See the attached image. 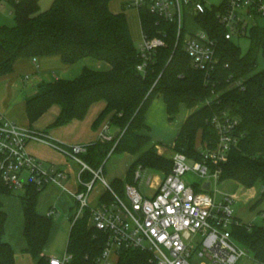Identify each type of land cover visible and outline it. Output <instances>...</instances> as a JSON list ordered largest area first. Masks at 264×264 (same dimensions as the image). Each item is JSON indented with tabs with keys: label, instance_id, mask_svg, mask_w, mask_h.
I'll return each instance as SVG.
<instances>
[{
	"label": "trees",
	"instance_id": "1",
	"mask_svg": "<svg viewBox=\"0 0 264 264\" xmlns=\"http://www.w3.org/2000/svg\"><path fill=\"white\" fill-rule=\"evenodd\" d=\"M10 1L16 24L0 26V76L13 71L17 59L25 56L59 54L67 63L90 56L111 64L106 71L85 67L74 79L57 78L41 83L38 91L27 99V114L33 123L58 103L62 107L54 122L58 126L83 118L93 102L105 99L106 107L94 125L111 114L110 124L119 134L112 141L88 145L81 158L93 169H104L112 149V153L127 151L135 155L127 170L128 181L115 178L111 183L118 193H124L126 183L133 184L140 166L155 168L164 174L172 169V157L158 152L160 143L151 138L145 122L153 98L162 94L171 119L181 104L192 109L174 149L193 159L202 157V145H215L217 136L212 123L215 114L227 111L238 117L239 144L230 150L228 160L222 164L221 180H234L246 188L260 186L259 197L252 207L264 201V191H261L264 186V68L257 70L264 25L250 28L248 35L253 45L243 52L233 39L224 37L225 28L216 19V8L198 14L196 20L215 40L220 57L216 70L207 80L203 71L192 66L184 47V35L178 40V26L146 8L139 9L143 34L163 37L165 43L155 48L145 71H141L138 65L142 55L133 39L125 8L113 11L111 0H53L47 10H41V0ZM81 176L89 181L93 172L86 169ZM43 188L28 184L22 196L25 251L33 255L36 264H50L44 251L53 217L37 211ZM13 193L0 180V194ZM111 198L112 194L105 191L100 201ZM90 216L87 209L73 221L67 243V251L73 254L71 264L92 263L106 244V234L94 227ZM7 219L8 213L0 200V264H16L13 246L4 239ZM231 232L256 260L264 263V224L236 223ZM149 256L145 251L126 250L121 253L118 264H148Z\"/></svg>",
	"mask_w": 264,
	"mask_h": 264
},
{
	"label": "built area",
	"instance_id": "2",
	"mask_svg": "<svg viewBox=\"0 0 264 264\" xmlns=\"http://www.w3.org/2000/svg\"><path fill=\"white\" fill-rule=\"evenodd\" d=\"M128 4L146 8L175 23L178 40L184 35V47L192 66L203 71L207 80L220 62L216 42L202 27L201 31L185 36L186 8L189 7L195 17L216 8V19L224 26L226 39H233L234 32L247 35L250 28L261 25L258 20L264 18V0H224L219 6H208L206 0H131ZM247 19H251L252 24ZM143 36L139 47L143 59L138 65L141 71H145L155 48L165 43L160 36ZM260 53L264 56V40L260 42ZM212 123L217 136L215 145H202L200 159L175 151L171 171L162 177L151 196L144 195L136 185L127 184L125 198L108 182L102 167L93 169L81 158L88 150L87 145L52 141L43 133L23 128L15 120L0 114V180L14 192L25 189L28 184L39 189L53 182L64 186L62 181L68 177V172L56 165H45L43 160L30 153L27 149L30 140L46 141L60 149L82 165L81 173L91 170V180L80 177L81 188L75 193L80 207L73 220L89 209L90 222L106 234L104 249L90 264H118L121 253L126 250L148 252V264H193L191 258L195 253L201 258L200 264H237L244 257L252 259L254 264H264L233 237L232 225L241 223L233 210L239 197L220 187L222 164L228 160L230 150L239 144L237 127L240 121L237 116L224 111L215 114ZM115 136L110 123H106L101 140L112 141ZM190 171L202 181L185 179ZM25 172L28 173L26 179ZM140 176V170H136L135 177ZM98 181L112 198L92 205L89 197ZM207 182L209 188H206ZM148 183L154 186L151 176ZM218 194L222 197L218 198ZM58 212L57 207L52 206L47 214L54 217ZM72 260L73 254L69 251L61 258L49 257L50 264H71Z\"/></svg>",
	"mask_w": 264,
	"mask_h": 264
},
{
	"label": "crops",
	"instance_id": "3",
	"mask_svg": "<svg viewBox=\"0 0 264 264\" xmlns=\"http://www.w3.org/2000/svg\"><path fill=\"white\" fill-rule=\"evenodd\" d=\"M85 67L106 71L111 68V64L106 60L90 56L84 57L74 63L65 62L59 54L18 58L15 62L13 71L0 76V114L15 120L23 128L41 132L47 139L61 144H84L88 146L101 141L102 129L106 123H110L111 114H108L97 126L94 125V122L106 107L107 102L105 99L93 102L83 118H74L58 126L54 125L62 109L61 105L58 103L51 105L49 109L33 123L30 122L27 114V99L38 91L41 83L52 82L57 78L74 79L81 74ZM191 111L192 109L188 108L186 104H181L179 112L171 119L163 95L158 94L153 98L145 115V122L149 127V131L147 132L154 141L172 147L175 144V140L183 123ZM111 131L114 134L117 132L113 126H111ZM27 149L30 153L43 160L45 165H56L68 172V177L64 179L66 185L62 186L55 182L50 183L40 191L37 202V211L40 214L47 215L52 206L57 207L59 211L53 217L52 228L44 251V254L48 257L55 256L53 254L50 255L52 241L64 226L68 225L71 230L73 219L80 207L75 193L81 188L80 177L82 165L70 159L60 149L50 145L46 141L30 140L27 144ZM63 166L67 167L64 168ZM164 175L157 177L153 186V192L149 196L155 192L158 183ZM135 181L136 177L134 179V182ZM127 184L130 183H126V185ZM236 184L237 188L238 186L244 187L238 182H236ZM100 185L103 189L100 192L101 197L106 191V188L102 183H100ZM258 189L259 188L256 187H244V191L242 192L244 195L243 197L247 199L249 196L248 192H251L250 195L257 199L260 194ZM92 193L90 197H92ZM231 193L238 195L237 189L231 191ZM100 197L98 202L100 201ZM238 197L240 196L238 195ZM15 198L14 193L0 194V200L8 213L4 239L13 246L15 260L16 257L28 253L30 255H27L26 261L24 260L22 264H36L33 255L25 251L27 241L24 235L25 214L22 197L20 200ZM256 199L249 205L251 210L255 209L252 205ZM90 200L92 203V198H90ZM13 202L16 204L14 212ZM235 215L242 223H250L252 217L244 207L236 212Z\"/></svg>",
	"mask_w": 264,
	"mask_h": 264
},
{
	"label": "rangeland",
	"instance_id": "4",
	"mask_svg": "<svg viewBox=\"0 0 264 264\" xmlns=\"http://www.w3.org/2000/svg\"><path fill=\"white\" fill-rule=\"evenodd\" d=\"M130 0H111L110 2V8L113 11H120L125 6V13L128 17L131 33L133 36V39L135 41L136 46L139 48L144 36H143V30L141 26L140 21V15H139V8L137 6L129 5L127 2ZM224 0H206L207 5L211 6L216 5L219 6L222 4ZM53 0H41L40 6L41 10H47L52 5ZM185 28H186V37L190 34V32L196 33L198 31H201L200 25L196 22V17L190 13L189 7L186 8L185 11ZM248 23L252 24L251 19H247ZM258 22L261 25H264V18H261L258 20ZM16 24L15 15L12 12V3L10 0H0V26L1 25H8L13 26ZM233 41H235L242 49L243 52H247L252 48V38L249 37V35H240L237 32L233 33ZM264 68V56L262 53L259 54L258 57V66L257 70ZM199 138V137H198ZM200 141V139H199ZM158 152L160 154L165 155L166 157H171L173 153L175 152L174 146L170 147L166 144L160 143L157 145ZM135 155L127 152V151H116L110 155H108L106 159V164L104 168V176L108 180L109 183H112L114 178H120L124 182L128 181V173L127 170L132 163V161L135 159ZM66 168L67 166H63ZM97 170V168H95ZM137 170H140L141 176L134 182V184L140 189V191L146 195L149 196L153 192V185L148 183V178L152 177L153 184L156 182L158 176L164 175V172L155 169V168H148V167H142L138 168ZM28 177V173H24V178L26 179ZM185 179H190L191 181H202V178L199 177L195 172L190 171L185 176ZM100 181H98L97 186L94 188L92 193V204L98 203V199L100 197V192L103 190ZM62 184L66 185V181H62ZM221 189H226L227 191H233L237 189V194L240 196L239 199L233 204V210L234 213L238 212L241 208H245L251 215V221L252 224L262 225L264 224V201L255 209L251 210L249 208L250 203H252L256 198L254 196L250 195L247 199L243 197V191L244 187L238 186L234 180H225L220 184ZM256 188H259L258 191H260V186H255ZM25 194V189H20L14 192L15 199H19ZM126 198V193L124 190V193L122 194ZM222 195L218 194V198H221ZM91 201V200H90ZM16 204L13 202V212L15 209ZM76 208V206H75ZM76 211V209H75ZM69 231L70 228L68 225L64 226L59 234L54 238V240L51 243L50 247V255L53 254L57 257H63L67 251V242L69 237ZM27 255L30 254H22L21 256L16 257V264H22L23 261H26ZM201 258L198 257V255L195 253L191 261L193 264H200ZM237 264H254L253 260L244 257L242 258Z\"/></svg>",
	"mask_w": 264,
	"mask_h": 264
},
{
	"label": "water",
	"instance_id": "5",
	"mask_svg": "<svg viewBox=\"0 0 264 264\" xmlns=\"http://www.w3.org/2000/svg\"><path fill=\"white\" fill-rule=\"evenodd\" d=\"M118 134H119V131L116 132V135H118ZM209 187H210V183L207 182V183H206V188H209ZM261 191H262V192L264 191V186L261 187Z\"/></svg>",
	"mask_w": 264,
	"mask_h": 264
}]
</instances>
